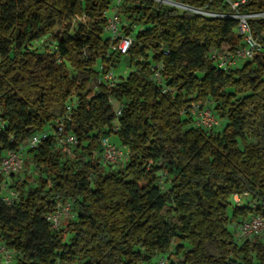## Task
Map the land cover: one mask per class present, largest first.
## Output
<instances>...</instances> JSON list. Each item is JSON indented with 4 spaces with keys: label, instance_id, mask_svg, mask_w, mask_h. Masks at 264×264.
Returning <instances> with one entry per match:
<instances>
[{
    "label": "trees",
    "instance_id": "obj_1",
    "mask_svg": "<svg viewBox=\"0 0 264 264\" xmlns=\"http://www.w3.org/2000/svg\"><path fill=\"white\" fill-rule=\"evenodd\" d=\"M182 1L224 15L264 11V0H244L234 10L223 0ZM108 7V0H0V157L50 132L70 102L64 128L77 139L70 156L55 149L51 134L24 149L37 174L31 182L13 175L4 189L0 176V246L11 254L8 264H149L156 254L168 264H264V241L236 240L227 227L264 217V147L248 143L251 131L264 132V53L219 70L207 53L240 43L237 20L123 0L121 33L132 40L126 57L134 71L111 89L98 82L92 91L99 66L114 69L123 56L109 50ZM246 21L264 47V19ZM45 36L54 50H32ZM153 63L163 68L160 85L151 80ZM69 68L85 77L71 78ZM192 102H211L220 127H194L181 114ZM113 103L121 104L117 118ZM103 138L127 150L121 168L99 163ZM10 191L16 198L7 205ZM232 194L253 204L234 206ZM58 202L70 204L72 218L53 230L45 217ZM206 244L220 255L208 254Z\"/></svg>",
    "mask_w": 264,
    "mask_h": 264
},
{
    "label": "built area",
    "instance_id": "obj_2",
    "mask_svg": "<svg viewBox=\"0 0 264 264\" xmlns=\"http://www.w3.org/2000/svg\"><path fill=\"white\" fill-rule=\"evenodd\" d=\"M109 7L106 12L103 13L105 20L104 32L107 37L109 50L117 52L120 55L127 56L132 46L131 38L123 36L121 33L122 27L126 26L127 23L120 16V6L123 0H108ZM156 2L157 6L172 7L178 10L180 13L188 12L205 18H232L238 21L235 27V34L240 38V43L236 46H227L225 44L219 47H212L207 53V59L212 62L216 68L222 71H228L229 69H238L249 62L253 57L264 53V47H261L256 43L250 34L249 27L247 25V18L250 19H264V11L252 13L248 15H224L215 12L208 11L205 7H193L185 4L182 0H150ZM231 6L234 10L238 5L243 4L244 0L232 1L223 0ZM210 0H208V3ZM79 20L78 17H76ZM139 30L141 28L139 27ZM164 54H167L165 51ZM161 63H153L151 65V80L156 84H162V71ZM101 71L98 82H103L108 89L115 86L117 77L115 76L114 69L103 71V67L99 66ZM163 91L172 90L164 88ZM74 108V102L67 104L65 107V113L56 118L50 132L41 131L33 134L28 138L23 146V150L20 151H7L0 157V176L3 178L2 186L4 189L10 184V178L13 175L20 173L24 166L26 156L24 155V149H33L39 145L42 141L48 138L51 134L55 139V149L60 151L66 156H70L73 147L77 143L76 136L67 132L64 128V123L71 116L72 109ZM115 118L120 115L121 104L116 103L113 106ZM181 114L185 118L192 120V125L196 128H201L205 131H209L220 127L219 121L213 114L212 103L208 102L200 104L196 102L190 103ZM112 128L114 131L118 129L117 120L113 121ZM102 153L100 155L99 163L102 166H108L111 169H118L123 166L127 160V150L121 147L115 146L110 142L108 138L101 139ZM165 175V174H164ZM16 198V194L12 191L6 192L3 198L5 204L10 205ZM232 202L236 206L243 205V197L238 194H232ZM71 206L69 203H56V206L52 213L45 217V220L50 224L53 230H58L61 225V221L64 219H71ZM238 237L240 239H247L257 235L262 229H264V217L253 215L249 219L239 223L236 226ZM0 256L3 258L1 264H8L11 260V254L3 246H0ZM146 264V263H142ZM149 264H168V260L164 257H160L158 260Z\"/></svg>",
    "mask_w": 264,
    "mask_h": 264
},
{
    "label": "rangeland",
    "instance_id": "obj_3",
    "mask_svg": "<svg viewBox=\"0 0 264 264\" xmlns=\"http://www.w3.org/2000/svg\"><path fill=\"white\" fill-rule=\"evenodd\" d=\"M155 5H157V3L155 2ZM225 45L230 46V43H226ZM55 47V41L53 39L52 36H45L43 38H41L40 40H38L37 42L33 43L31 45V49L36 51V52H52L54 50ZM84 55H88L87 52H84ZM264 55V54H262ZM131 71H134V68L128 63V57L126 56H120L118 59V63L116 64V68H114V73L116 77H121L122 79L125 78ZM69 75L71 78H76L77 80H81L82 78L85 77V74L82 73H77L75 71H73L72 69L69 68ZM98 83L97 79H94L91 81L89 88L92 91L96 90V84ZM72 101H75V98L73 97ZM71 103V102H70ZM116 105V103H113V106ZM251 136L248 140V143L250 144H257L260 147H264V132H262V130H258L257 132L255 131H251ZM30 158L28 156H26L25 161H24V166L22 168V170L20 171V173H18L17 175L19 177H24L26 178L27 181L31 182L33 180V178L36 177V173L34 171H32L31 169V163H30ZM159 183L158 185L160 186L161 191H164L166 188L162 185L163 182V177H164V173L159 174ZM17 178V177H16ZM248 202V205H252V201L249 197L244 196L243 199V203L244 202ZM230 204L234 205L235 204L232 202L231 198L229 199ZM10 209H4V212H10ZM68 219H64L61 221V225L60 228H64L66 223L68 222ZM238 224L235 223H229L227 225L229 231L233 234L234 238L236 240H240V238L238 237V233L236 230V226ZM264 229H262L257 235L260 238L261 241H264ZM256 236V235H255ZM255 236H252L250 238L247 239H253ZM242 240V239H241ZM206 251L208 252V254L213 255V256H219L220 252L219 250H217L214 245L212 244H206L205 245ZM172 249V248H171ZM162 255L161 254H156L153 258L154 261L158 260ZM2 259L0 258V264ZM153 261V262H154ZM177 264H179V260H177Z\"/></svg>",
    "mask_w": 264,
    "mask_h": 264
}]
</instances>
